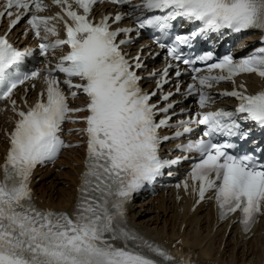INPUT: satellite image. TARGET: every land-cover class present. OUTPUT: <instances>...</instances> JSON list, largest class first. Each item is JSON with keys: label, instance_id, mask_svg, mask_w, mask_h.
Wrapping results in <instances>:
<instances>
[{"label": "snow or ice", "instance_id": "obj_1", "mask_svg": "<svg viewBox=\"0 0 264 264\" xmlns=\"http://www.w3.org/2000/svg\"><path fill=\"white\" fill-rule=\"evenodd\" d=\"M104 4L126 10L95 19L94 6ZM125 19L134 26L121 27ZM4 20L0 101L15 120L4 131L8 146L0 164V264H192L179 241L166 248L127 219L136 193L164 169L189 160L188 179L177 189L191 188L195 204L214 193L218 219L239 212L242 231H252L264 216V147L242 145L251 138L249 124L264 131V88L249 92L237 80H264V0H0ZM185 23L192 25L189 33L174 32ZM21 24V35L34 39L35 47L9 39ZM145 30L158 34L153 43L165 53L164 67L146 77L138 74L148 71L146 46L135 56L125 51ZM249 31L262 35L247 55L235 57L231 45L220 56L212 50L192 54L200 41ZM183 75L191 80L186 87ZM145 79L155 81L150 92L140 86ZM226 82L231 90L213 91ZM169 83L174 91L164 92ZM38 85L29 105V90ZM81 97L82 105L70 106V99ZM189 98L196 111L185 106ZM223 98H233L234 109L213 110ZM173 117L184 118L173 123ZM66 122L83 124L69 132L86 140L76 199L71 212L41 209L31 188L34 170L79 147L62 139ZM162 129L173 131L161 135ZM197 129L200 135L191 138ZM182 138L186 142L174 149L182 155L162 158L161 145Z\"/></svg>", "mask_w": 264, "mask_h": 264}, {"label": "bare ground", "instance_id": "obj_2", "mask_svg": "<svg viewBox=\"0 0 264 264\" xmlns=\"http://www.w3.org/2000/svg\"><path fill=\"white\" fill-rule=\"evenodd\" d=\"M80 157L81 155L76 151L74 160L78 161ZM62 160H66V156H64ZM68 162L69 160L64 163L68 164ZM77 172L75 168H71V170L55 174L60 176L61 180L69 183L68 188L60 186L61 181H57L56 176H52L48 183L49 188L55 186L53 190L43 187L42 183H44V181L39 183L36 186V190L44 199V203L56 208L63 209L68 207L74 199ZM54 189L56 192H54ZM156 210L159 212L142 219V214L146 212H155ZM130 217L136 225L142 227L146 234H150L158 239L166 237L169 238L170 241H173L179 236L178 227L180 223L188 217L182 238L186 247L197 251L198 259L201 264H208L212 259L216 260L218 264H264L262 261L264 234H261V229L264 230V228H260L258 230V235L252 237L246 243L237 241V238L234 237L235 229L232 228L223 250L219 252L223 230L220 231L218 229L213 236L209 235L213 224L210 212L196 211L191 216H187V208H185L182 213H177L174 206L158 199L156 204L143 202L135 206L132 205ZM231 244L232 247L230 249ZM235 248L241 249V251H239L240 255L238 253L235 254ZM243 255L246 256L245 259Z\"/></svg>", "mask_w": 264, "mask_h": 264}, {"label": "rangeland", "instance_id": "obj_3", "mask_svg": "<svg viewBox=\"0 0 264 264\" xmlns=\"http://www.w3.org/2000/svg\"><path fill=\"white\" fill-rule=\"evenodd\" d=\"M59 179L61 178H57V181H59ZM47 183H45L44 185H46ZM60 186L64 187V188H68V184L65 181H62ZM53 188V187H52ZM51 192V191H50Z\"/></svg>", "mask_w": 264, "mask_h": 264}]
</instances>
